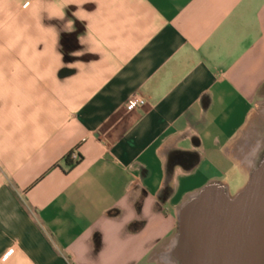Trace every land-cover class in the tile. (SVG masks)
<instances>
[{
  "label": "crops",
  "instance_id": "1",
  "mask_svg": "<svg viewBox=\"0 0 264 264\" xmlns=\"http://www.w3.org/2000/svg\"><path fill=\"white\" fill-rule=\"evenodd\" d=\"M263 161L264 0H0V264H157Z\"/></svg>",
  "mask_w": 264,
  "mask_h": 264
},
{
  "label": "water",
  "instance_id": "2",
  "mask_svg": "<svg viewBox=\"0 0 264 264\" xmlns=\"http://www.w3.org/2000/svg\"><path fill=\"white\" fill-rule=\"evenodd\" d=\"M172 256L177 264H264V161L234 197L209 184L184 203Z\"/></svg>",
  "mask_w": 264,
  "mask_h": 264
},
{
  "label": "built area",
  "instance_id": "3",
  "mask_svg": "<svg viewBox=\"0 0 264 264\" xmlns=\"http://www.w3.org/2000/svg\"><path fill=\"white\" fill-rule=\"evenodd\" d=\"M144 105V101L141 98L138 97H132L129 99V101L126 104V111L127 112H132L136 110L137 108H140ZM70 159L72 162H75L78 160V155L74 152L70 155ZM12 251H9L7 255L11 254Z\"/></svg>",
  "mask_w": 264,
  "mask_h": 264
},
{
  "label": "rangeland",
  "instance_id": "4",
  "mask_svg": "<svg viewBox=\"0 0 264 264\" xmlns=\"http://www.w3.org/2000/svg\"><path fill=\"white\" fill-rule=\"evenodd\" d=\"M248 183V180H241V182L238 184V187L241 188V190L246 186V184ZM240 190V191H241ZM236 190H232L231 195L234 197L236 195ZM176 235H177V230H176ZM175 235V238H176ZM157 264H177L173 258V256H170V258H167V260H161V259H157Z\"/></svg>",
  "mask_w": 264,
  "mask_h": 264
},
{
  "label": "trees",
  "instance_id": "5",
  "mask_svg": "<svg viewBox=\"0 0 264 264\" xmlns=\"http://www.w3.org/2000/svg\"><path fill=\"white\" fill-rule=\"evenodd\" d=\"M65 163H66V165L69 166V167H72V166H73L72 161H71V159H70V156H67V157H66V159H65Z\"/></svg>",
  "mask_w": 264,
  "mask_h": 264
},
{
  "label": "clouds",
  "instance_id": "6",
  "mask_svg": "<svg viewBox=\"0 0 264 264\" xmlns=\"http://www.w3.org/2000/svg\"><path fill=\"white\" fill-rule=\"evenodd\" d=\"M69 28H71V22H69Z\"/></svg>",
  "mask_w": 264,
  "mask_h": 264
}]
</instances>
